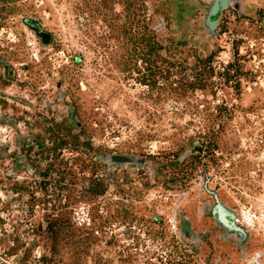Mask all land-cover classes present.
Masks as SVG:
<instances>
[{"label": "rangeland", "instance_id": "1", "mask_svg": "<svg viewBox=\"0 0 264 264\" xmlns=\"http://www.w3.org/2000/svg\"><path fill=\"white\" fill-rule=\"evenodd\" d=\"M177 1L0 0V264H264V0Z\"/></svg>", "mask_w": 264, "mask_h": 264}, {"label": "water", "instance_id": "2", "mask_svg": "<svg viewBox=\"0 0 264 264\" xmlns=\"http://www.w3.org/2000/svg\"><path fill=\"white\" fill-rule=\"evenodd\" d=\"M195 1L197 6L203 11V17L198 24L196 30L201 36L202 42L199 45L207 47L212 45L214 48L218 47L217 35L218 27L223 15V12L232 8L236 10L239 15L247 13V6L253 0H180L177 1L176 15L179 17L181 24L188 21L186 16L188 2ZM190 27L189 24L186 25ZM235 227L234 221L231 223Z\"/></svg>", "mask_w": 264, "mask_h": 264}, {"label": "trees", "instance_id": "3", "mask_svg": "<svg viewBox=\"0 0 264 264\" xmlns=\"http://www.w3.org/2000/svg\"><path fill=\"white\" fill-rule=\"evenodd\" d=\"M211 57H209V59H210Z\"/></svg>", "mask_w": 264, "mask_h": 264}]
</instances>
